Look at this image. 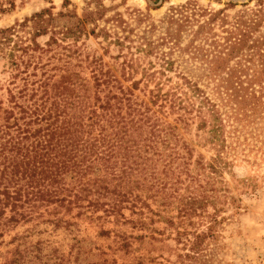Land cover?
<instances>
[{
    "label": "trees",
    "instance_id": "1",
    "mask_svg": "<svg viewBox=\"0 0 264 264\" xmlns=\"http://www.w3.org/2000/svg\"><path fill=\"white\" fill-rule=\"evenodd\" d=\"M88 4L0 29V219L86 221L109 264H218L234 164L264 155V2L229 16L188 1L157 23ZM89 38L113 65L82 53Z\"/></svg>",
    "mask_w": 264,
    "mask_h": 264
},
{
    "label": "rangeland",
    "instance_id": "2",
    "mask_svg": "<svg viewBox=\"0 0 264 264\" xmlns=\"http://www.w3.org/2000/svg\"><path fill=\"white\" fill-rule=\"evenodd\" d=\"M66 1L69 2L68 5H63L65 0H0V8L6 10L5 13H0V29L10 27L15 22H21L24 18L48 8H53L54 14L65 12L78 17L88 11L89 7L93 8L88 4L89 0ZM188 1L215 11L222 10L229 4L231 7L226 11L229 16L252 8L260 1L264 2L163 0L161 7L155 10L153 8L159 5L155 0H100V3L106 9L108 17L114 12L126 16L127 13L138 10L149 16L151 22L157 23L169 15L171 8ZM9 3L13 4V8L9 7ZM72 20L67 18L62 24ZM104 47L105 43L100 39L96 41L89 38L81 42L82 53L100 56L105 63L113 65L114 61L110 57L115 56L117 51L110 48L109 54L104 56ZM80 70L77 67L75 69L79 72ZM7 78L8 76L0 74V100L3 102L6 98L4 81ZM233 174L234 178L229 185L235 188L233 193L240 202V209L236 213L229 210L225 214L230 221L225 227L224 238L220 240L221 247L215 261L218 264H264V155L254 153L240 156L234 164ZM238 181L244 183H236ZM99 231L98 227L88 225L86 221H77L76 226L64 230L54 229L48 224H38L37 221L14 225L0 219V264H106L105 260L109 264L116 257L111 255L108 248H113L114 244L111 239L100 237ZM168 245L172 246V243ZM169 254L165 253V256ZM116 259L118 263L122 262V259ZM170 260L175 261L173 255Z\"/></svg>",
    "mask_w": 264,
    "mask_h": 264
}]
</instances>
